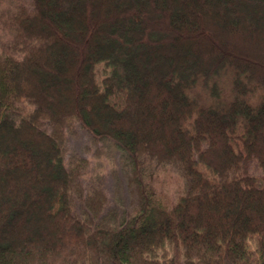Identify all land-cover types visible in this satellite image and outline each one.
<instances>
[{
  "label": "trees",
  "instance_id": "trees-1",
  "mask_svg": "<svg viewBox=\"0 0 264 264\" xmlns=\"http://www.w3.org/2000/svg\"><path fill=\"white\" fill-rule=\"evenodd\" d=\"M0 32V264H264V0H0ZM75 123L182 191L118 215Z\"/></svg>",
  "mask_w": 264,
  "mask_h": 264
},
{
  "label": "rangeland",
  "instance_id": "rangeland-1",
  "mask_svg": "<svg viewBox=\"0 0 264 264\" xmlns=\"http://www.w3.org/2000/svg\"><path fill=\"white\" fill-rule=\"evenodd\" d=\"M5 35L0 32V46L7 39ZM101 68L102 65H98L99 80L102 78ZM110 102L118 107L121 98L111 96ZM79 159L86 161L82 164V185L85 188L90 184L99 185L107 196V208L116 210L118 215L130 214L137 209L140 192H153L155 197L170 202L183 188V182L169 168L152 169L145 165L134 175L126 154L113 140L94 138L75 123L72 133L67 134L64 162L70 165Z\"/></svg>",
  "mask_w": 264,
  "mask_h": 264
}]
</instances>
